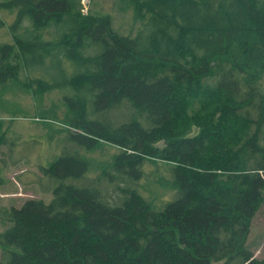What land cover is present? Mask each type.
Listing matches in <instances>:
<instances>
[{
    "label": "trees",
    "instance_id": "obj_1",
    "mask_svg": "<svg viewBox=\"0 0 264 264\" xmlns=\"http://www.w3.org/2000/svg\"><path fill=\"white\" fill-rule=\"evenodd\" d=\"M102 8L0 0L16 14L0 88L58 90L66 110L52 117L65 148L41 168L51 201L0 196V264H264L247 246L264 205V0ZM8 133L0 119V147ZM149 177L168 198L144 191Z\"/></svg>",
    "mask_w": 264,
    "mask_h": 264
},
{
    "label": "rangeland",
    "instance_id": "obj_2",
    "mask_svg": "<svg viewBox=\"0 0 264 264\" xmlns=\"http://www.w3.org/2000/svg\"><path fill=\"white\" fill-rule=\"evenodd\" d=\"M115 1L81 0V5L87 6L86 14L95 9V4H101L102 9L109 12L113 10ZM0 15L5 24L0 27V43L13 45L14 40L10 35V27L16 19V14L2 10ZM120 24V22L117 23V25ZM55 74L60 75L59 72ZM23 76L24 73L21 77ZM9 84L12 85V82ZM66 92L71 94L70 90H66ZM63 98L64 93L58 90L42 96L35 95L32 90H26L17 85L6 90L0 88V119L3 120L5 127L9 128L8 144L0 147V160L3 158L16 162L13 165L0 161V171H4L9 179L8 186L0 190L3 206L21 207L28 199H43L46 203L51 201L52 194L41 189L51 186L47 177L41 173V168L49 167L50 163L59 157L65 148L63 137L58 133L65 125L61 121L58 122V119L52 118L53 107L58 108V114L62 118L65 117ZM43 107H52L51 114L47 117L49 120H44L46 116ZM53 132L56 138L60 137L52 139ZM106 146L101 149L100 153L93 152L89 155L88 158L93 163V167L103 166L111 159V155L117 152L114 147ZM6 153L8 158L5 156ZM153 170L152 166H147L148 172ZM163 171L165 173L166 169H160V172L163 173ZM142 186L146 192L155 191V199L158 201L169 197V192L161 187L157 188L151 177L143 182ZM5 228L6 226L0 223V232H3ZM247 246L254 253L256 259H264V205L252 221ZM1 256L0 249V260Z\"/></svg>",
    "mask_w": 264,
    "mask_h": 264
},
{
    "label": "built area",
    "instance_id": "obj_3",
    "mask_svg": "<svg viewBox=\"0 0 264 264\" xmlns=\"http://www.w3.org/2000/svg\"><path fill=\"white\" fill-rule=\"evenodd\" d=\"M84 6H83V13H85L86 14V12H87V6L85 5V4H83Z\"/></svg>",
    "mask_w": 264,
    "mask_h": 264
}]
</instances>
